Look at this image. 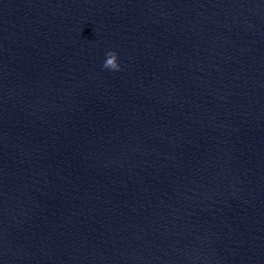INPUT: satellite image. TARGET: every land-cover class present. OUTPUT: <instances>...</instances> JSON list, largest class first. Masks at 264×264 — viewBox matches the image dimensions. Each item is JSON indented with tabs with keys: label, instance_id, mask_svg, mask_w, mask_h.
<instances>
[{
	"label": "clouds",
	"instance_id": "clouds-1",
	"mask_svg": "<svg viewBox=\"0 0 264 264\" xmlns=\"http://www.w3.org/2000/svg\"><path fill=\"white\" fill-rule=\"evenodd\" d=\"M103 67L105 69H110L113 71H119L120 70V65L117 62V54L114 51H108L106 53V59L103 64Z\"/></svg>",
	"mask_w": 264,
	"mask_h": 264
}]
</instances>
